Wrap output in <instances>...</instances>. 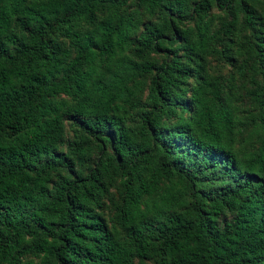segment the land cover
I'll list each match as a JSON object with an SVG mask.
<instances>
[{
    "label": "trees",
    "instance_id": "1",
    "mask_svg": "<svg viewBox=\"0 0 264 264\" xmlns=\"http://www.w3.org/2000/svg\"><path fill=\"white\" fill-rule=\"evenodd\" d=\"M33 259L264 264V0H0V264Z\"/></svg>",
    "mask_w": 264,
    "mask_h": 264
},
{
    "label": "rangeland",
    "instance_id": "2",
    "mask_svg": "<svg viewBox=\"0 0 264 264\" xmlns=\"http://www.w3.org/2000/svg\"><path fill=\"white\" fill-rule=\"evenodd\" d=\"M215 14V11L213 12ZM216 23V19L215 22ZM211 66L213 67L211 70L212 72H216L219 69V65L215 63L214 60H211L210 62ZM222 73H226V69H221ZM236 93H240L241 89H236ZM144 95V89L141 91L140 96L142 97ZM237 105H239L240 109H248V104L247 102H236ZM72 126L66 122L65 124V137L70 139L72 137L73 131H72ZM257 144L256 142V134L252 132L250 128H246L244 131H242L240 134L237 135L236 141L234 142V148L238 149V153L240 151H246L249 150L253 147H255ZM60 150H64V146H59ZM93 155L94 152H93ZM93 155L91 157H93ZM117 193H118V186L116 185V180L113 182L112 186L109 187V198L111 200H116L117 199ZM100 208V213L103 215L105 220L107 221L108 224L112 222L111 219V213H112V207L108 199L106 197L103 199V204H101ZM33 264H38V259H33Z\"/></svg>",
    "mask_w": 264,
    "mask_h": 264
}]
</instances>
